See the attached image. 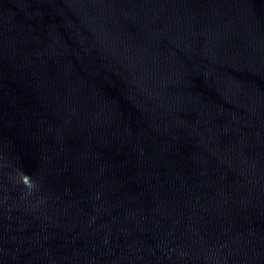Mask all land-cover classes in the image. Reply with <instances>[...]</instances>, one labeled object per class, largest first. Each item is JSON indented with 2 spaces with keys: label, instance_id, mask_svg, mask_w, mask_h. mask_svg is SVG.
<instances>
[{
  "label": "water",
  "instance_id": "95a60500",
  "mask_svg": "<svg viewBox=\"0 0 264 264\" xmlns=\"http://www.w3.org/2000/svg\"><path fill=\"white\" fill-rule=\"evenodd\" d=\"M0 264H264V0H0Z\"/></svg>",
  "mask_w": 264,
  "mask_h": 264
},
{
  "label": "clouds",
  "instance_id": "9594fccd",
  "mask_svg": "<svg viewBox=\"0 0 264 264\" xmlns=\"http://www.w3.org/2000/svg\"><path fill=\"white\" fill-rule=\"evenodd\" d=\"M29 177L27 176V175H24L23 177H22V181H23V184L24 185H26V186H31V184H32V182L30 181L29 182V179H28Z\"/></svg>",
  "mask_w": 264,
  "mask_h": 264
}]
</instances>
